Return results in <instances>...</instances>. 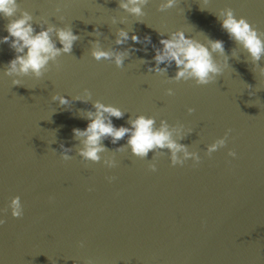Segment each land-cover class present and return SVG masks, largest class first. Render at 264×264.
<instances>
[{"label": "water", "instance_id": "water-1", "mask_svg": "<svg viewBox=\"0 0 264 264\" xmlns=\"http://www.w3.org/2000/svg\"><path fill=\"white\" fill-rule=\"evenodd\" d=\"M18 2L34 14L37 31L46 19L72 24L81 39L71 55L58 57L59 67L52 63L41 78H21L22 86H13L14 77L5 74L16 53L0 42V210L16 195L24 206L21 218L8 208L7 222L0 226V264H85L89 259L93 264H264V59L258 67L217 17L230 6L237 17L264 31V0H177L163 12L161 0H150L147 15L139 18L118 8V0ZM8 22L0 16V38L8 35ZM96 27L103 33L102 47H132L124 67L91 55L90 41L97 37L90 33ZM118 28L130 36L134 31L142 41L150 35L151 43L129 39L116 45ZM181 28L205 43L207 37L224 41L229 65L217 81L169 80L177 71L175 62L168 75L149 71L155 68L153 45L162 47L160 33L167 37ZM215 55L223 64V56ZM84 88L92 92L88 103L61 106L52 100L57 92L83 95ZM168 88L175 94L168 95ZM97 99L126 112L122 119L112 118L117 127H130L129 117L139 114L155 116L157 126L162 119L183 123L185 133L193 131L180 142L199 150L202 161L172 166L168 153L155 161L153 172L148 167L153 152L141 159L130 148L115 151L127 136L117 144L105 139L110 151L98 163L85 162L76 150L64 161L61 143H79L73 129L87 127L84 110L94 111ZM189 107L195 108L191 114ZM228 129L227 145L207 156V146ZM230 149L236 157L228 155ZM113 154L117 165L109 168L103 158ZM109 176L116 179L109 182Z\"/></svg>", "mask_w": 264, "mask_h": 264}, {"label": "clouds", "instance_id": "clouds-1", "mask_svg": "<svg viewBox=\"0 0 264 264\" xmlns=\"http://www.w3.org/2000/svg\"><path fill=\"white\" fill-rule=\"evenodd\" d=\"M150 0H118V8L125 10L127 13L136 17L146 16L145 6ZM177 0H161L159 11H166L174 7ZM57 12L61 11L60 6L56 8ZM17 13H20L17 15ZM0 16L6 18V30L8 35L0 38V42L9 43L10 47L15 51L16 55L8 62L5 74L14 77L13 86H22L21 78L25 76H35L41 78L50 70V65L55 63L59 67V60L63 54L71 55L74 44L81 39V36L74 32L72 24L58 26L49 23L46 19H42L39 23L40 30L34 27L35 17L32 12L22 9L18 0H0ZM218 19L222 22V28L226 30L229 37L233 39L237 45L242 46L251 56L252 61L259 67L260 61L264 59V31H261L244 16L235 14L232 7L222 8L219 11ZM63 19V17H61ZM126 19V18H123ZM139 22H142L138 20ZM121 23L123 20L120 21ZM113 23H117V17H113ZM160 33V32H159ZM97 37L96 40L90 41L91 55L97 60L102 59L114 60L117 67H124L125 60L132 54V47L129 48H104L102 47L99 37L103 36L99 27H96L93 33ZM161 39L159 44L162 47L153 45L155 49V68L149 67V71L161 74H167L168 68L175 62L177 71L174 76H168L169 80L179 82L193 80L196 85H207L217 79L224 72L225 67L229 65V56L225 52V43L222 39H212L207 37V42L198 40L192 36L186 35L181 28L172 31L167 37L164 33H160ZM131 39L136 43H151V36L141 37L134 31L130 32L125 28H118L115 32V44L124 45ZM59 42L62 47L57 46ZM146 50V49H145ZM235 48L232 50L231 55ZM223 56L224 63L221 64L215 54ZM143 64L149 63L145 59H139ZM165 64V67H160ZM264 72V67L260 69ZM168 75V74H167ZM250 88L252 87L249 85ZM83 95H77L69 98L60 93H54L52 100L58 101L61 106L72 104L73 101H82L88 103L92 97V92L88 88L83 89ZM168 95H174V89H167ZM94 109L84 110L87 112L85 118L88 119L87 127L81 129L76 127L73 129L74 139L79 141L74 147H66L61 143V157L64 161L73 159L70 155L74 150L83 158L85 162H100L102 153L110 151L103 143L105 139L111 138L113 144H117L120 140L127 136V143L121 145L116 152H123L130 148L132 154L141 159L148 158L150 152L154 155L149 161L148 167L151 171H157V163L159 157L170 153L172 166H183L189 159L198 166L202 161L199 150H190V145L181 143L193 130L188 129L185 133V125L177 122L170 124L166 119H162L157 126L155 116L139 114L128 119V126L121 125L117 127L112 118L122 119L126 112L112 104H105L97 99L92 102ZM83 110V109H82ZM195 111L194 107H189V114ZM232 129H228L223 137L217 138L213 143L207 146L206 155L211 157L214 152L225 147L228 142L229 134ZM53 151H57L53 149ZM164 150H167L165 152ZM228 155L236 157L237 152L230 149ZM103 162L109 168L115 167L117 161L115 156L103 158ZM109 182L116 179L115 176L107 177ZM92 189L89 188V191ZM8 208L11 209L12 216L21 218L24 215V206L19 195L14 196L10 204L0 210L5 215L0 217V226L7 222L6 213ZM84 241H80V246H84ZM74 264L79 261L74 260ZM85 264H93L91 259Z\"/></svg>", "mask_w": 264, "mask_h": 264}]
</instances>
